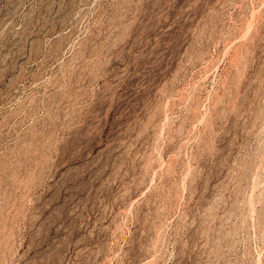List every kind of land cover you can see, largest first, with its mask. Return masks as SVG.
<instances>
[{
    "label": "rangeland",
    "instance_id": "374dc122",
    "mask_svg": "<svg viewBox=\"0 0 264 264\" xmlns=\"http://www.w3.org/2000/svg\"><path fill=\"white\" fill-rule=\"evenodd\" d=\"M0 264H264V0H0Z\"/></svg>",
    "mask_w": 264,
    "mask_h": 264
}]
</instances>
